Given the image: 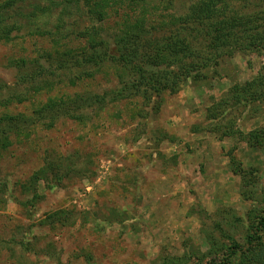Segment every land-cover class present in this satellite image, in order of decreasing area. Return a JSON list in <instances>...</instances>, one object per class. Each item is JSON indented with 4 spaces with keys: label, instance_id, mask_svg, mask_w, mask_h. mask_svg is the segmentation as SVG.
<instances>
[{
    "label": "rangeland",
    "instance_id": "obj_1",
    "mask_svg": "<svg viewBox=\"0 0 264 264\" xmlns=\"http://www.w3.org/2000/svg\"><path fill=\"white\" fill-rule=\"evenodd\" d=\"M204 1L217 13L190 20ZM3 2L27 27L0 41V264H213L228 237L244 245L264 210V147L220 133L264 130V47L239 50L264 34V0L135 9L122 0L105 20L89 0ZM35 5L52 10L29 25L19 12ZM126 34L134 48L115 44ZM94 36L103 60L88 58ZM183 39L193 49L172 56ZM120 47L138 49L146 70L120 62ZM199 59L202 68H190L197 80L180 74L174 90L164 87L176 60ZM40 65L53 87L17 84ZM237 94L238 107L219 105Z\"/></svg>",
    "mask_w": 264,
    "mask_h": 264
},
{
    "label": "trees",
    "instance_id": "obj_2",
    "mask_svg": "<svg viewBox=\"0 0 264 264\" xmlns=\"http://www.w3.org/2000/svg\"><path fill=\"white\" fill-rule=\"evenodd\" d=\"M119 1L122 0H89V7H91L92 12L98 17L99 20H105L106 18V13H107V8L108 6H111L112 4H115ZM129 2V5L135 9L140 7L141 5H147L149 3V0H126ZM12 2H3L2 4L0 3V41H4V42H12L15 38L14 33H20L23 32L24 28H26V25H23L22 22H20V20L14 19L15 17L12 15V13L9 11V7L11 6ZM111 4V5H110ZM52 9L49 7H44V6H40L37 7L36 5L33 6L31 8V10L29 12H19V15L21 16V19L23 18H27V22L29 23V25H31V22L37 18L42 16L43 14H45L46 12H50ZM18 11V10H17ZM42 12V14L40 15V13ZM215 12L211 5L207 3V1H204L202 4L193 7L192 10V14L189 17L190 20H205L210 18L212 15H214ZM227 20L222 21V23L220 22L219 25H214L215 29L212 31V40H219L222 36L224 35H220V34H224L225 33V28H227ZM225 25V26H224ZM221 26V28H220ZM225 28H224V27ZM223 27V28H222ZM84 36L87 38L86 33L81 34L80 37L84 38ZM138 37V36H137ZM252 37V36H251ZM255 37V41L254 43L251 44H247L245 45V43L243 44L244 47L240 46L239 50H241V48H246L251 47L254 49H259L260 47H264V34L258 33L257 35H254ZM88 40V45H89V49L92 50L93 54H91L90 56H88V58H92L94 57L93 61L97 58V59H101L99 56H97V54L102 55L100 53H98V48L101 46L100 42L98 41V38H94L90 37ZM116 45H123V48H127L130 44H131V48L132 47V43H136L137 39L134 36H130L128 34L126 35H118V37L115 39ZM194 40H197V37H194ZM182 42V43H181ZM186 40H179V42H173V46L168 45L169 47V51L170 53H174L172 56H176L177 54H179L182 51L188 52L191 51L193 48L189 45L190 43H186ZM179 44V45H178ZM217 45L220 46V44L217 43ZM230 46H232V44H230ZM214 47V48H213ZM210 48L214 51H216L217 53H223L224 51H220V48H218L216 46V43L214 42L212 45H210ZM212 51V52H214ZM108 52V51H105ZM120 57H119V61L127 63L128 65H130L131 67L134 66V68H139L140 72H143L146 70V66L139 64L137 61L140 59L139 55H138V49H136L134 52H126L124 51L121 47L119 49ZM105 57L108 56L106 55V53H104ZM149 59L146 62V65L148 67H154L157 65L158 61L160 58L163 57V55H158L156 57V59H153L151 56H148ZM203 59H205L204 56H201ZM104 58V56H103ZM170 57L166 56L165 61L169 60ZM20 63H23L25 66V63L28 64L27 59H21L19 61ZM178 70H174V71H170L171 74L169 75V79L167 80L166 83L164 84V87L166 88H171L172 90L175 89L176 85L178 84L177 80L180 78V74L181 75H187L189 77H191V71L190 68H195V70H199L202 68L203 62L199 59V61H197L196 63H194V61H188V63H183L181 65V63L179 62V60H176L175 63ZM32 67L27 68L21 75L20 80L17 82L18 85H20L21 83L25 84V83H32L35 84L36 86L34 87V89L38 90L41 89L43 90L45 87V85L48 84V87L51 88L54 85L55 82H52L51 79H47L48 77L44 76L45 70L43 69H39L42 68V66L40 65V67L38 66V69H31ZM36 74L38 76H40V78L46 80L45 82L43 81H39L36 79ZM199 76V74L195 75L193 78H195L196 80L198 79L197 77ZM263 77V76H262ZM260 79V78H259ZM150 82H154L153 78L149 79ZM39 82V83H38ZM259 82L258 79H256L255 81H253L252 83H248L249 85L247 86H252L255 83ZM157 86V85H156ZM160 86V85H159ZM239 85H236L235 90L239 89ZM158 88V87H157ZM237 91V90H236ZM232 102H230L229 100L226 102H220L219 105L223 106L225 104H227L228 106H231L229 108L233 109L235 107H238V105H240L241 99L240 97L237 95H235L233 97V99L231 100ZM22 102V101H20ZM52 104H48L45 107H51ZM227 106V107H228ZM44 107V109H45ZM233 107V108H232ZM215 112L212 111V109L209 110V115L211 116V120L216 121L219 119V117L217 118L214 114ZM53 126V125H52ZM217 128H214L215 132L217 133ZM17 136L19 137V135L24 131V127H17ZM223 132H221V136L223 138L225 137H235V136H241L244 137L243 139H245V141L247 142L249 147L255 148V147H264V130H256V131H250L248 134H244L242 131L239 130H233L232 126H224L222 128ZM7 139V138H6ZM11 144V142H10ZM232 162L234 164V160L232 159ZM237 168H238V172H237ZM236 169V173H242L244 174L246 172V170L244 168H242L240 165H237ZM247 172L243 175L244 178L247 177L246 176ZM242 196H245V193L241 192ZM245 198V197H244ZM256 221L252 224L251 229L249 231V233L246 236V243L244 245H242L241 243L235 241L234 238H232L231 236L228 237L227 239L229 240V242L226 244H223V250L220 251V253L217 252L216 250V255L214 257V261L213 264H264V210L261 212V214L259 216H257ZM217 257V259H216Z\"/></svg>",
    "mask_w": 264,
    "mask_h": 264
}]
</instances>
